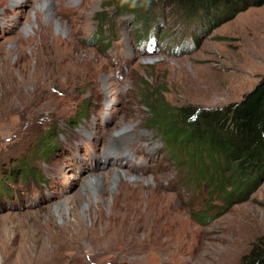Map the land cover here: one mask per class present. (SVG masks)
<instances>
[{
    "label": "rangeland",
    "instance_id": "374dc122",
    "mask_svg": "<svg viewBox=\"0 0 264 264\" xmlns=\"http://www.w3.org/2000/svg\"><path fill=\"white\" fill-rule=\"evenodd\" d=\"M162 6L151 34L103 0H0V264H238L264 240V181L227 204L185 185L147 107L240 101L264 78V3Z\"/></svg>",
    "mask_w": 264,
    "mask_h": 264
},
{
    "label": "trees",
    "instance_id": "16d2710c",
    "mask_svg": "<svg viewBox=\"0 0 264 264\" xmlns=\"http://www.w3.org/2000/svg\"><path fill=\"white\" fill-rule=\"evenodd\" d=\"M166 2L190 22L219 15L231 18L264 0H103L114 11L132 15L139 27H150L151 34L153 13ZM103 42L108 44L107 39ZM147 98L148 121L153 120L152 128L166 156L180 168L185 185L206 189L227 204L264 181V78L240 101L219 108L169 107L158 97ZM49 153L46 144L43 157ZM26 168L21 178L29 176ZM31 172L37 173L34 168ZM238 264H264V240L257 239Z\"/></svg>",
    "mask_w": 264,
    "mask_h": 264
},
{
    "label": "bare ground",
    "instance_id": "6f19581e",
    "mask_svg": "<svg viewBox=\"0 0 264 264\" xmlns=\"http://www.w3.org/2000/svg\"><path fill=\"white\" fill-rule=\"evenodd\" d=\"M16 1H18V0H12V2H16ZM19 1H21V0H19ZM22 4V3H21ZM51 5H49V7H50ZM51 12V11H50ZM130 128V127H129ZM132 128V127H131ZM125 129H128V127H126ZM133 129V128H132ZM129 131H124V130H122V132H121V134L120 135H118V136H116V137H113V140H111V146L109 147V149L107 150V152L105 153V159H106V161L107 160H113V159H115V158H110L111 156L110 155H113L114 157L115 156H118V155H123V154H126V149H124L123 151L122 150H119L118 149V147L119 146H121V145H123V143H124V141H126L125 139H127V138H129V137H131V136H133V135H130V133H131V129H128ZM136 130V129H135ZM135 130H133L134 131V137H137V138H141L142 136H143V134L142 133H140V132H138V131H135ZM129 140H130V138H129ZM116 143H117V146H116ZM116 146V147H115ZM109 151V152H108ZM140 152V150H138V151H136V153L135 154H138ZM129 156H131V155H129ZM130 158V157H129ZM110 161V164L111 165H116L117 163H118V161L119 160H122V158L119 156L118 158H116V160L115 161ZM109 163V162H108ZM123 163V162H122ZM125 164V168L123 169V168H121V170H118V171H116V173H115V176H117L116 178H118V180H119V183H120V185L119 186H121V184L124 182L123 180H122V177L124 176V174L126 173L127 175L128 174H130V172H132L131 171V165H130V162H128V163H124ZM126 170V171H125ZM111 177V176H110ZM95 180V179H94ZM93 183V182H92ZM127 184V183H126ZM128 185H130V184H128ZM131 186V185H130ZM89 187V186H88ZM95 188V187H94ZM97 188V187H96ZM121 196V194H120V192H117V193H115L114 195H112V200L113 201H117L118 199H119V197ZM66 203V202H65ZM88 203L86 202L85 203V206L84 207H86V208H88ZM114 205V204H113ZM68 206V205H67ZM67 206L63 203V205H62V207H64V208H67ZM55 207V206H54ZM68 209V208H67ZM78 223V222H77ZM73 228H74V233H75V235H80V233H79V227H77V226H72ZM74 235V234H73Z\"/></svg>",
    "mask_w": 264,
    "mask_h": 264
}]
</instances>
